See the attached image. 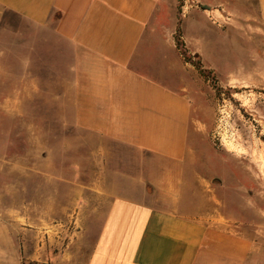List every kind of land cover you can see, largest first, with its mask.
Returning <instances> with one entry per match:
<instances>
[{
  "label": "crops",
  "instance_id": "crops-1",
  "mask_svg": "<svg viewBox=\"0 0 264 264\" xmlns=\"http://www.w3.org/2000/svg\"><path fill=\"white\" fill-rule=\"evenodd\" d=\"M189 1L207 6L222 2ZM235 1L256 5L264 25V0ZM158 4L159 0H0V25L6 12L13 13L38 29H50L51 39L72 51V76L58 100L67 106L56 113L66 120L58 131L73 133L54 137L53 160L115 162L119 156L113 149L118 148L127 155L123 161H131L138 170L130 174L101 168L98 181L86 187L95 201L92 197L83 202L79 210L74 204L78 215L70 220L69 252L62 259L56 247L51 248L59 243L54 235L23 232L14 209L0 203V264H47L46 258L53 259L52 264L246 263L252 241L219 226L212 214L199 213L183 193L193 111L190 95L140 71ZM21 81L20 92L5 97L8 114L20 113L19 100L34 94L39 98L42 92L44 97L43 80L32 69ZM149 189L154 202L141 197ZM81 193L74 189V194ZM47 216L52 217L44 212V222Z\"/></svg>",
  "mask_w": 264,
  "mask_h": 264
},
{
  "label": "rangeland",
  "instance_id": "rangeland-1",
  "mask_svg": "<svg viewBox=\"0 0 264 264\" xmlns=\"http://www.w3.org/2000/svg\"><path fill=\"white\" fill-rule=\"evenodd\" d=\"M178 29L182 46L176 42ZM151 31L140 71L183 89L192 99L189 154L183 164L187 203L252 241L245 264H264V25L256 5L159 0ZM50 33L10 12L1 21L0 203L14 209L23 232L54 235L59 243L51 248L62 259L69 252L70 220L78 215L74 204L79 210L83 202L95 201L86 187L98 181L101 168L138 170L123 161L127 155L118 148L113 149L119 156L115 162L53 160L54 137L73 133L58 131L66 120L56 113L67 106L58 100L72 76V51ZM28 69L43 80L44 97L42 92L39 98L19 100L20 113L8 114L5 97L20 92ZM76 188L82 193L74 194ZM152 194L149 189L141 197L154 202ZM44 212L52 216L45 222Z\"/></svg>",
  "mask_w": 264,
  "mask_h": 264
},
{
  "label": "trees",
  "instance_id": "trees-1",
  "mask_svg": "<svg viewBox=\"0 0 264 264\" xmlns=\"http://www.w3.org/2000/svg\"><path fill=\"white\" fill-rule=\"evenodd\" d=\"M205 9H207V8H205ZM180 29H178V33L176 34V42H177V44H178V46H182L183 45V42H182V40H181V38H180ZM184 55H185V53H184ZM199 67V69H201V67L200 66H198ZM201 71H202V73H206V72H203V70L201 69Z\"/></svg>",
  "mask_w": 264,
  "mask_h": 264
},
{
  "label": "bare ground",
  "instance_id": "bare-ground-1",
  "mask_svg": "<svg viewBox=\"0 0 264 264\" xmlns=\"http://www.w3.org/2000/svg\"><path fill=\"white\" fill-rule=\"evenodd\" d=\"M260 155H261V154H260ZM262 156H263V155H262ZM262 156H261V157H262ZM256 157H257V156H256ZM261 159H262V158H261Z\"/></svg>",
  "mask_w": 264,
  "mask_h": 264
}]
</instances>
